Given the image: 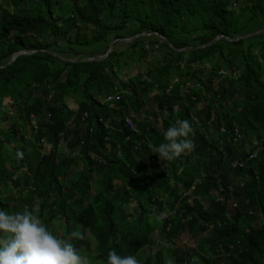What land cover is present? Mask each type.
<instances>
[{
  "label": "trees",
  "instance_id": "trees-1",
  "mask_svg": "<svg viewBox=\"0 0 264 264\" xmlns=\"http://www.w3.org/2000/svg\"><path fill=\"white\" fill-rule=\"evenodd\" d=\"M259 26L264 0H0V208L22 211L39 197L42 221L50 227L54 219L64 235L88 234L72 242L88 253L95 240L101 259L112 249L151 251L149 229L161 220L167 245L142 253L141 264H182L196 251L204 264H264V32L240 37ZM141 32L149 34L116 41L98 60H68L104 54L114 38ZM218 34L234 40L196 48ZM159 46V66L121 78L136 54ZM19 50L34 51L8 63ZM115 90L118 100L100 101ZM183 119L194 128L195 150L162 163L154 148ZM131 202L138 209L126 219ZM187 232L199 241L180 251ZM204 241L208 255L196 248Z\"/></svg>",
  "mask_w": 264,
  "mask_h": 264
},
{
  "label": "clouds",
  "instance_id": "clouds-1",
  "mask_svg": "<svg viewBox=\"0 0 264 264\" xmlns=\"http://www.w3.org/2000/svg\"><path fill=\"white\" fill-rule=\"evenodd\" d=\"M178 80L177 77L173 79L174 82ZM125 124L136 130L133 121V127L126 121ZM194 135V128L188 119L177 120L164 132V141L159 143L154 151L162 163L173 162L195 150ZM234 136L236 139L237 132ZM193 188L191 184V189ZM156 193V197L160 199L162 192ZM129 204L123 205V210L130 214L126 216V219L134 216L138 209V206L134 204L133 209L127 211L130 208ZM62 235H64L63 232L59 237L55 235L45 222L27 208L16 212H8L0 208V264H141L138 254L120 255L115 249L108 251L107 259L97 258L95 240L91 241L88 248L89 254L85 253L82 248H78L72 242L84 240L85 236L80 231H72L66 239H63ZM145 248L142 249L141 254ZM93 250L95 253H92ZM191 262H194L192 256L189 262L184 261L182 264H191ZM165 264H174V261L169 259Z\"/></svg>",
  "mask_w": 264,
  "mask_h": 264
},
{
  "label": "rangeland",
  "instance_id": "rangeland-1",
  "mask_svg": "<svg viewBox=\"0 0 264 264\" xmlns=\"http://www.w3.org/2000/svg\"><path fill=\"white\" fill-rule=\"evenodd\" d=\"M259 28H260V26L258 27L257 30H259ZM44 35H47V33H45ZM117 48L118 47H116V49ZM148 49H149V47H148ZM164 53H165V48L163 46H159V47L156 48V50H153V51L147 50V54L145 56H143V57L141 56V54H139V55L136 54L133 57V59L135 61H130V62L128 61L129 66L126 67V69L124 71H121V73H120L121 78L124 79V80H126V79H129L130 77L135 76L137 73H145V72H147L148 69L156 68L157 66H159L162 63L159 60V56L164 55ZM98 54H100V53H98ZM83 56H85V55H78L77 58L83 57ZM86 56H89V55H86ZM125 60L127 61V58H125ZM117 67L118 66H116V68ZM151 88L152 87H150L149 89H151ZM183 90L185 91L186 88L183 87ZM146 95H147V91L142 96L145 97ZM145 98H147V97H145ZM66 102H67V104L69 106H73L75 104L74 102H72L71 99H67ZM149 102L150 103H153L154 101L149 99ZM230 103H231L232 106L234 105V103H236L234 96L232 97ZM149 106H152V104L149 105ZM193 115H194L195 118L197 117L196 114H193ZM81 117H82V115H81ZM161 119H162V115L159 114L158 121H161ZM45 144L46 145L44 146L43 149L46 150V149H48L50 147V144H47V143H45ZM152 148H154V147H152ZM62 150H64L65 152H67L64 145L63 146H60V151H62ZM96 176H97L96 174H93L92 178H96ZM231 176L235 180L237 179V176H233V173H231ZM67 185H69V183H67ZM96 186H97V182L96 181H93L91 196L93 195ZM2 192H3L2 194H4V199L6 200V202L8 204H10L11 206L15 205V194L13 193V191H11V190L8 191L7 189L3 188V191ZM26 195H28V191L25 189L22 192V197H24ZM39 199H40L39 197L38 198L36 197L33 206L31 208H28V210H30L33 214H35L41 220H44V219H46L48 217L47 214H46L47 209L46 208H43V209L40 210L37 207V204L39 202ZM160 199L164 200L165 199V195L162 194L160 196ZM189 200L191 202V198ZM200 201H201V203L202 202L204 203L203 204L204 206H207V203L205 201H203L202 199ZM134 204H135L134 202H131L129 204L130 208H128L127 211H130L131 209H133ZM231 210L232 209H230V211ZM154 211H156V209H154ZM167 213H168V208L165 207V210L164 211H161L158 216H159V218H163V217L166 216ZM41 214H43V215L41 216ZM148 217H150V215H148ZM155 224H156V229H153L152 228L153 231H152V234H151V238H152V240H154L155 243H153L151 245V251H150V248H147L146 247L143 250L142 253H147V251H150V252H152L154 254L156 252V249H158L160 247V245H162L164 247L167 245L165 243V240H164V238H165L164 237V234L160 231V226L162 225V221L161 220H155ZM50 229L58 237L63 232V229L62 228L57 227L55 225V220L54 219H52V221L50 223ZM162 234H163V236H162ZM68 236H69V234L68 235L66 234V235L63 236V238L68 237ZM189 236H190V234L188 232L186 234H184L182 243L178 245L180 251L186 250L188 248L190 249V247H194L195 244L198 243L199 238H198L197 235H196V238H188ZM204 236H205V238L207 236H211V233H209V232L206 231ZM87 238H91V237L88 234H86L84 239H87ZM196 248L199 251V253H202V254H205V255L210 254L209 246H208V244L205 241L204 242H201L198 246H196ZM92 253H95V250H93ZM196 253H197V251L195 252L194 256H192L193 257V260L196 262V264H204L201 261V259L196 255ZM142 258H144V256L140 253L138 255V259L140 261H142ZM167 260H168V258H167Z\"/></svg>",
  "mask_w": 264,
  "mask_h": 264
},
{
  "label": "water",
  "instance_id": "water-1",
  "mask_svg": "<svg viewBox=\"0 0 264 264\" xmlns=\"http://www.w3.org/2000/svg\"><path fill=\"white\" fill-rule=\"evenodd\" d=\"M260 32H264V28L248 32V33H246V34H244V35H242L240 37L246 38V37H250L252 35H255L257 33H260ZM154 33L157 34L164 41H166L169 46H171V43L162 34L157 33V32H154ZM148 34H149L148 32H141V33L135 34V35H133L131 37H116V38H114L113 40L110 41L108 49H107V51L104 54H98L97 53V54L92 55V56H83L80 59L71 58V59H68V60H70V61H92V60H98L100 58H103V57L107 56V54L112 50V47H113V45H114V43L116 41H130L134 37L141 36V35H148ZM221 37H224V38H226L227 40H230V41L234 40L233 38H231V37H229V36H227L225 34H218L210 42H208L206 44H202V45H197L196 48L206 47L207 45L212 44L213 42L217 41ZM240 37H237V38H240ZM237 38H235V39H237ZM191 48H192V46L180 47V48H174V49L177 50V51H183V50L191 49ZM33 51L34 50H19V51L15 52L12 55V57L10 58L8 63L14 61L16 59V57H18V56H20L22 54H29V53H32ZM0 67H3V66L0 65Z\"/></svg>",
  "mask_w": 264,
  "mask_h": 264
},
{
  "label": "built area",
  "instance_id": "built-area-1",
  "mask_svg": "<svg viewBox=\"0 0 264 264\" xmlns=\"http://www.w3.org/2000/svg\"><path fill=\"white\" fill-rule=\"evenodd\" d=\"M51 96H52V93H50L49 95H48V98H51ZM121 97V93H120V91H114V92H112V93H108V94H105L103 97H102V99H101V102H109V101H111V100H118L119 98ZM48 116H50V114H48ZM87 116H88V114H87V112H84L83 114H82V117H81V119L84 121L86 118H87ZM126 123H129L130 125H131V127H133V124H132V121H131V119L130 118H126ZM31 125H32V127H33V130H34V132L37 130V128H38V123H37V120L34 118V117H32V119H31ZM90 131H92V128H90L89 129ZM27 138H29V135L27 136ZM39 142L40 143H42V145L43 146H45L46 144V141H45V139L44 138H40V140H39ZM59 146H63L64 144H65V142H64V140H63V138H60V140H59ZM83 142V141H82ZM256 154V151L253 153V156ZM233 165H235V164H233Z\"/></svg>",
  "mask_w": 264,
  "mask_h": 264
}]
</instances>
